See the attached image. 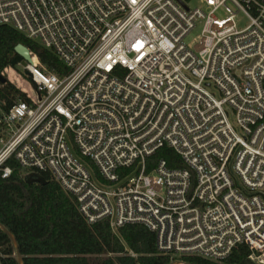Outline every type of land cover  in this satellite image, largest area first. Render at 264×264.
Returning <instances> with one entry per match:
<instances>
[{
    "label": "built area",
    "instance_id": "1",
    "mask_svg": "<svg viewBox=\"0 0 264 264\" xmlns=\"http://www.w3.org/2000/svg\"><path fill=\"white\" fill-rule=\"evenodd\" d=\"M190 1L0 0V26L65 70L29 50L30 89L1 74L24 96L0 102L1 178L47 175L88 224L142 225L172 264L239 245L264 264V0ZM165 146L186 167L147 171Z\"/></svg>",
    "mask_w": 264,
    "mask_h": 264
},
{
    "label": "trees",
    "instance_id": "2",
    "mask_svg": "<svg viewBox=\"0 0 264 264\" xmlns=\"http://www.w3.org/2000/svg\"><path fill=\"white\" fill-rule=\"evenodd\" d=\"M26 46L41 64L57 75L65 70L47 50L27 40L12 29L0 26V76L11 67L14 47ZM17 96L24 97L17 86L6 80L0 83V102L9 108ZM170 169L185 168L181 158L170 148H160L148 158L147 171L159 160ZM46 184H27L15 168L9 178L0 174V263L19 264H172L167 255L158 253L155 236L139 224H128L114 233L107 221L90 225L79 213L76 199L57 183L42 175ZM246 245H239L222 263L199 257L183 256L182 264H254Z\"/></svg>",
    "mask_w": 264,
    "mask_h": 264
},
{
    "label": "rangeland",
    "instance_id": "3",
    "mask_svg": "<svg viewBox=\"0 0 264 264\" xmlns=\"http://www.w3.org/2000/svg\"><path fill=\"white\" fill-rule=\"evenodd\" d=\"M190 7H196L198 6V1L197 0H191L189 3ZM218 18H223L225 17V13L223 10H219L216 14H215ZM240 19V23H239V28H243L244 26L247 25V20L243 17V16H239ZM202 22L197 23L195 28L188 34V36L185 37L184 42L186 45H194L195 41L197 40V38L201 35L202 32ZM10 74L12 78H16L17 83H22L23 85H25V87L27 89H30V87H32V84L30 83V81L28 79H26L24 77V71L22 66H14V67H10V70L6 73ZM24 81L29 85H26V83H24ZM13 84H15L18 88V84L15 81H12ZM31 85V86H30ZM81 162L84 164V166L88 169V171L94 175V169L91 166L90 162L81 160ZM179 260H175V262H177Z\"/></svg>",
    "mask_w": 264,
    "mask_h": 264
},
{
    "label": "water",
    "instance_id": "4",
    "mask_svg": "<svg viewBox=\"0 0 264 264\" xmlns=\"http://www.w3.org/2000/svg\"><path fill=\"white\" fill-rule=\"evenodd\" d=\"M14 52H15V56L11 61V67L17 66L18 64L21 65H25V62H30V55H29V49L22 45V44H18L14 47ZM6 79L2 76H0V83H5ZM25 181L27 184H46L45 179L40 176V175H36V174H29L25 177ZM0 228L10 237V239L12 240L13 244L15 245V247L17 248V242L15 240V238L8 232L6 231L4 228H2L0 226ZM17 260L19 264H22V260H21V255L19 253V251H17ZM180 262H175L174 264H179ZM1 264V263H0Z\"/></svg>",
    "mask_w": 264,
    "mask_h": 264
},
{
    "label": "bare ground",
    "instance_id": "5",
    "mask_svg": "<svg viewBox=\"0 0 264 264\" xmlns=\"http://www.w3.org/2000/svg\"><path fill=\"white\" fill-rule=\"evenodd\" d=\"M179 264H182V263H179Z\"/></svg>",
    "mask_w": 264,
    "mask_h": 264
}]
</instances>
